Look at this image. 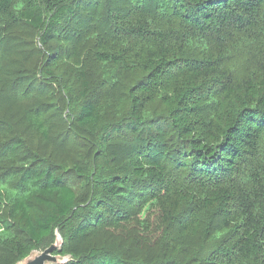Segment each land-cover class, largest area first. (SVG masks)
<instances>
[{"label": "trees", "instance_id": "trees-1", "mask_svg": "<svg viewBox=\"0 0 264 264\" xmlns=\"http://www.w3.org/2000/svg\"><path fill=\"white\" fill-rule=\"evenodd\" d=\"M56 231L65 264H264V0H0V264Z\"/></svg>", "mask_w": 264, "mask_h": 264}, {"label": "rangeland", "instance_id": "rangeland-1", "mask_svg": "<svg viewBox=\"0 0 264 264\" xmlns=\"http://www.w3.org/2000/svg\"><path fill=\"white\" fill-rule=\"evenodd\" d=\"M66 119L69 121V122H72L74 120V116L71 112H66ZM116 148V149H115ZM115 148L112 150V153L115 154V155H122L126 152L127 150V145H116ZM118 153V154H116ZM135 227L134 226H126V227H122L118 232H119V235H117L118 238H122V239H125V240H129L131 239L132 237L136 236V235H139L140 232L137 231L134 233V229ZM133 233V234H132ZM61 234L59 231H56L55 234H53L52 236H49L48 238H46L36 249H34L27 257L23 258V259H20L18 260L15 264H25L27 261L33 259L36 255H40L42 254L44 251H46L51 245L53 244H56L57 242H61ZM63 242H61L62 244ZM62 248V245L58 248V249H61ZM14 257L9 255V259L7 262L8 263H11L12 262V259ZM57 261H48L46 264H65V263H68L70 262L71 260H73V256L71 254H65V255H57Z\"/></svg>", "mask_w": 264, "mask_h": 264}, {"label": "water", "instance_id": "water-1", "mask_svg": "<svg viewBox=\"0 0 264 264\" xmlns=\"http://www.w3.org/2000/svg\"><path fill=\"white\" fill-rule=\"evenodd\" d=\"M61 239H62L61 242H63L62 235H61ZM61 242H57L56 244L51 245L42 254L36 255L33 259L27 261L25 264H46L48 261H51V260L58 262L57 255L54 254V250L58 249L62 245Z\"/></svg>", "mask_w": 264, "mask_h": 264}]
</instances>
